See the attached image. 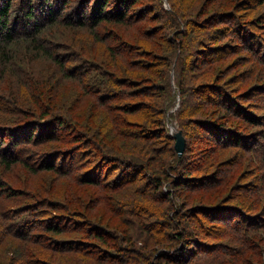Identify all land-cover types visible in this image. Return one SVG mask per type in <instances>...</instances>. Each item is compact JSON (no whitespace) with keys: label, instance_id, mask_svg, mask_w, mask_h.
<instances>
[{"label":"trees","instance_id":"1","mask_svg":"<svg viewBox=\"0 0 264 264\" xmlns=\"http://www.w3.org/2000/svg\"><path fill=\"white\" fill-rule=\"evenodd\" d=\"M153 1L0 0V78L16 76L32 89L21 97L24 107L11 105L14 120L0 124V165L50 170L80 192L0 193L25 198L0 214V245L21 247L5 263L264 264L263 200L223 205L242 201L251 185H235L217 205L201 198L240 161L261 164L240 171V180L264 169V10L256 12L264 0H167L168 8ZM150 17L154 29L133 41L141 51L118 44L94 59L48 40L58 27L95 32ZM158 32L159 46L150 43ZM239 52L254 57L253 74L260 67L247 81L237 71ZM38 59L54 66L44 83L34 79ZM50 75L58 86L74 82L90 106L78 109L71 97L57 104L45 86ZM173 120L185 138L180 156Z\"/></svg>","mask_w":264,"mask_h":264},{"label":"rangeland","instance_id":"2","mask_svg":"<svg viewBox=\"0 0 264 264\" xmlns=\"http://www.w3.org/2000/svg\"><path fill=\"white\" fill-rule=\"evenodd\" d=\"M150 1L153 0H148V2ZM154 5L155 4L153 3V6ZM162 6L164 8H168L169 7L168 1L164 0V4ZM15 9H17V7H15ZM263 10H264V5L263 8H258L256 12L260 13V11ZM158 11H159L158 9L155 10V14L157 16L159 15L158 13H161L160 11L159 12ZM151 13L152 12H150L148 16L151 15ZM159 17L162 19L163 22L165 21L164 14ZM152 18L150 17L147 21H145L141 25H120V24L117 25L113 22L103 23L97 27L95 32L87 28L77 29L75 27L74 28L58 27L57 30L60 31V33H58L59 35L56 33L54 36V30L49 31L48 40L51 43L56 39L60 43L71 44L74 48L80 50L83 53L82 54L83 56L86 57L87 55H89L94 59L100 58L104 54H109L110 53V51L108 50L109 46L114 47L118 44L122 45L124 49L128 47L129 49L141 51V49H138V45L133 43V41L138 43L137 41H135L136 38H141V35L142 33H144V31L148 33L149 30L152 31V29H154L153 26L155 25V22ZM172 30L173 28H169L168 32L164 36V39H166L167 36L171 35ZM160 36L161 34L160 32H158L155 36H153L152 39H150V43L153 42L157 46H159L160 43H162V39H156V38ZM48 45L49 44L47 43V46ZM65 49L67 48H63V50ZM76 56L80 61L83 62V57L80 56L82 58L81 60L78 55ZM236 57H238V59H236V62L240 61L241 63V65L238 64L237 71L239 70L240 72H242L243 73L242 76L240 75L241 78L247 81L249 77H251V75L253 74V68L255 66L254 57H252L247 52H239L237 56H234V58ZM31 67L35 73L34 79L36 80L37 78L40 81H42L43 76L53 73V68H54L51 62L43 59H38L33 61V65ZM259 71H260V67L258 66L253 76H256V74H258ZM250 72L251 75L249 76ZM171 74L173 73L171 72ZM52 75H50L49 78L47 79L45 86H50L52 88L53 93L55 94L54 101H57V104H60L61 102H64V100L71 97V100L74 101L73 102L74 107L78 109H82V108H86V106L87 107L90 106L88 105L89 104L88 97H86L84 100H78L79 89L76 87V84L74 82L67 80L61 83L60 86H58L55 84V81H53V78H51ZM17 82H18V77L16 76L5 75L2 78H0V93L9 95L8 98L6 97L0 98V105L3 106L0 109V124L3 120L8 122L10 120H14L12 118V115L7 114L9 109L11 108V105H18L24 107L23 99L21 97H24L25 95L32 93L31 92L32 89H30L29 86H25V85L21 86L17 84ZM42 82L44 83V81ZM52 85H54L55 88H53ZM171 123H172L171 127L176 128L175 121L173 120ZM219 159L222 158H218V160ZM223 159L225 160V157H223ZM239 163H241L240 164L241 168L238 169L237 171L236 169L238 168V166H234L233 168H227L223 170L221 175L219 174V176L222 178L221 184L217 185L219 187L212 189L213 192H211V194L208 192L207 194H204L203 197H201L205 202H211L212 204L217 205L216 203L222 198H225L226 196L230 197L231 193L232 194L236 193L238 189L233 190L236 189L235 185L237 184L241 185V183L243 184L248 183L249 186L251 185L250 186L251 189L247 192V194H244L242 196V201L238 202L234 200H230V201L228 200L225 201L223 205L229 207L233 204H236L238 206L247 207L252 203L254 204L260 199H262L263 201L257 203V206L258 205L262 206L264 204V179H263L264 169L260 168L258 171H256L255 174L257 178H255L254 175L248 177L243 176L240 180L238 176V173L240 171L241 173H243L244 168H246L248 172L250 170H253L255 167L257 168L261 167V164L254 162L250 158H247V160L245 161H240ZM250 164H252V166H249ZM5 168L6 167L0 165V185H1L0 193H2V195L5 194L7 188L11 189L12 193L15 194L26 191H32L33 193L34 192L38 193L44 190L53 189L54 190L53 195L56 197H61L62 196L61 191L66 186H68L70 190H73L75 194L80 193L79 189H77L78 186L75 185L74 182L71 181L68 177L55 174L50 170L31 172L20 163L12 164L9 170ZM214 170H216V167L212 168V171ZM212 190H208V191H212ZM195 193L198 192L194 191L193 195L189 197V201L198 198L199 194H195ZM21 200H25V198H22ZM21 200H15L12 198H4V197L0 198V214L10 210L8 208L20 204L22 202ZM28 200L34 201V198H28ZM208 242L213 243L214 241L209 240ZM146 243L149 245V247H153L154 240L146 239L145 244ZM15 246L17 251L21 248L19 244H15L13 241H9L8 245H6L5 243H2L0 245L1 262L7 261L8 257L14 258V255L17 252L13 250ZM8 249L10 250V252L6 253L8 252L6 251ZM214 261L215 259L203 258L201 259L200 263L210 264L213 263ZM4 264L7 263L4 262Z\"/></svg>","mask_w":264,"mask_h":264},{"label":"water","instance_id":"3","mask_svg":"<svg viewBox=\"0 0 264 264\" xmlns=\"http://www.w3.org/2000/svg\"><path fill=\"white\" fill-rule=\"evenodd\" d=\"M171 124L172 123L168 122L169 133L175 139L174 148L180 156L182 155L185 149V138L183 137L181 130H179L178 128H172Z\"/></svg>","mask_w":264,"mask_h":264},{"label":"bare ground","instance_id":"4","mask_svg":"<svg viewBox=\"0 0 264 264\" xmlns=\"http://www.w3.org/2000/svg\"><path fill=\"white\" fill-rule=\"evenodd\" d=\"M172 128H174V127H172ZM4 134V133H3Z\"/></svg>","mask_w":264,"mask_h":264}]
</instances>
